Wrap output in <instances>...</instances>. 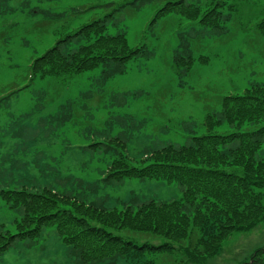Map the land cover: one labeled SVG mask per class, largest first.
I'll return each instance as SVG.
<instances>
[{
    "label": "rangeland",
    "instance_id": "obj_1",
    "mask_svg": "<svg viewBox=\"0 0 264 264\" xmlns=\"http://www.w3.org/2000/svg\"><path fill=\"white\" fill-rule=\"evenodd\" d=\"M111 1L114 6H103ZM124 1L132 0H0V187H47L107 208L178 199L182 188L176 182L105 180L111 158L117 150L140 158L168 143H187L192 132H200L205 114L220 110L222 96L264 84V37L256 27L264 0H240L220 28L205 27L180 9L156 17L167 1L179 0H135L114 13ZM209 2L184 5L203 11ZM99 18L106 33H125L144 54L116 72L109 63L30 79L35 58L68 35L59 49L76 51L85 43L74 35L77 28ZM189 55L206 61L186 69L178 60ZM14 215L0 201L5 229L14 231ZM263 245L264 220L234 232L217 254L191 264H241ZM159 262L168 257L159 256ZM0 264L109 263H82L55 226H46L34 239L15 240L0 254Z\"/></svg>",
    "mask_w": 264,
    "mask_h": 264
},
{
    "label": "trees",
    "instance_id": "obj_2",
    "mask_svg": "<svg viewBox=\"0 0 264 264\" xmlns=\"http://www.w3.org/2000/svg\"><path fill=\"white\" fill-rule=\"evenodd\" d=\"M239 1L210 0L203 11L188 9L184 0L167 1L155 14L158 18L180 9L205 27L220 28L228 18L225 13L236 11ZM134 2L119 3L114 13ZM103 21L94 19L77 28L74 35L85 43L76 51L64 54L59 49L73 36L68 35L35 58L30 79L73 75L109 63L116 65L112 70L116 72L144 54L143 47L130 46L125 33H106ZM256 27L264 37V18ZM196 60L206 58L189 55L178 63L189 69ZM199 129L187 143H168L140 158L116 149L107 166L109 182L131 178L176 182L181 196L169 202L149 199L137 206L107 208L47 187H0V201L15 213L14 231L0 222V254L15 240L34 239L44 227L55 226L82 263L161 264L159 256H167L165 264H191L214 256L234 232L250 230L264 220V84L222 96L220 110L207 112ZM112 140L125 146L120 138ZM241 264H264V245Z\"/></svg>",
    "mask_w": 264,
    "mask_h": 264
}]
</instances>
